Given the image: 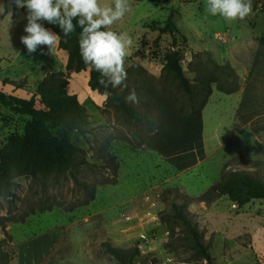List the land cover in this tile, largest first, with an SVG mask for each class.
<instances>
[{"label":"rangeland","instance_id":"1","mask_svg":"<svg viewBox=\"0 0 264 264\" xmlns=\"http://www.w3.org/2000/svg\"><path fill=\"white\" fill-rule=\"evenodd\" d=\"M127 2L129 11L111 26L133 39L124 61L127 78L117 87L120 92H136L145 77L161 78L166 56L174 49L180 51L184 71L192 80L199 60L229 63L238 75L237 91L227 94L213 85L202 112L205 157L179 170L159 153L129 143L136 129L145 130L142 123H128L114 109L103 112L106 103L101 102L100 92L92 90L83 76L70 80L89 114L80 129L70 132L81 149L76 159L87 163L74 174L20 178L16 196L0 198V240L6 238L5 232L12 236L5 247L14 254L10 264H120L105 252V242L123 249L138 246L135 264H162L165 259H171L170 264H208L184 226L169 216L174 202L187 204L215 264H264V199L243 207L227 196L211 203L198 200L219 181L224 164L237 155L264 162L257 144H264L263 1L252 0L250 14L232 21L209 15L207 0ZM172 9L176 10L174 36L161 33ZM13 17L0 14V91L29 99L36 80L31 81L28 93L15 87L21 82L29 88L26 78L19 79L25 60L19 63V15ZM132 104L142 111L140 100ZM36 105L41 107L39 98ZM30 120L0 104V148L23 135ZM106 153L116 157L118 182L98 184L94 200L80 205L85 195L75 177L94 182L112 176ZM233 168L264 178V165L257 169L236 164ZM143 233L151 237L149 241L142 240Z\"/></svg>","mask_w":264,"mask_h":264},{"label":"trees","instance_id":"2","mask_svg":"<svg viewBox=\"0 0 264 264\" xmlns=\"http://www.w3.org/2000/svg\"><path fill=\"white\" fill-rule=\"evenodd\" d=\"M262 1L260 9L264 13V0ZM11 2L13 8L17 9L15 0ZM255 4L259 5V1H255ZM175 13L176 10L172 9L161 33L169 32L175 35L177 31ZM45 26L57 34L59 47L68 52L69 59L65 69L49 72L29 99L0 91L1 105L11 108L20 115L31 117L24 134L12 137L0 148V198H14L20 178H37L41 175L49 176L67 171L74 174L80 165L87 163L76 159L81 149L70 138V132L80 129L89 116L87 107L80 101L78 95L68 90L74 72L90 70L91 89L107 95L103 112L114 109L125 117L128 123L140 122L145 126V130L136 129L133 136L128 139L134 147H143L159 153L179 170L193 167L205 157L202 112L213 93V85L215 84L217 90L227 94L234 93L238 88V75L229 63L221 65L212 58H208V62L199 60L193 69L196 76L192 80L184 71L180 51L171 50L166 56L161 78L155 80V77H145L139 81L136 93L141 102L140 111L132 103L126 102L127 95L120 92L117 87L109 85L105 88L101 85L100 73L90 64L86 65L83 62L78 43L79 27L65 37L58 26L46 22ZM261 43L264 44V38L261 39ZM257 61L258 59L255 60L254 66ZM15 87L18 89L25 85L19 82ZM37 98L41 107L36 105ZM257 144L264 152V144L260 142ZM106 154L110 156L112 176L104 175L94 182L80 181L75 177L77 185L85 195L80 205H87L94 200L98 184L118 182L119 165L115 162L116 157ZM236 164L259 169L264 162L250 160L243 154L237 155L224 164L219 181L210 186L198 200L211 203L217 198L227 196L239 207H243L254 199H264V178L241 173L233 168ZM186 207V203L174 202L173 212L169 216L184 226L208 264H215L202 232L193 222ZM74 208L72 206L68 210ZM5 233L6 238L0 240V264H10L14 257V254L5 248L12 236L8 232ZM102 247L120 264H135L140 255L138 246L123 249L111 242H105Z\"/></svg>","mask_w":264,"mask_h":264},{"label":"clouds","instance_id":"3","mask_svg":"<svg viewBox=\"0 0 264 264\" xmlns=\"http://www.w3.org/2000/svg\"><path fill=\"white\" fill-rule=\"evenodd\" d=\"M27 10L25 35L20 37L29 54L46 45L48 53L57 42V34L45 26L59 27L65 37L80 28L79 51L83 62L100 73L99 83L107 88L121 86L127 78L124 61L133 44L127 32L112 29L129 11L127 0H15ZM252 10V0H207L206 12L225 20H244ZM75 21V24H74ZM41 49V55H45ZM126 102L138 103L135 90L125 97Z\"/></svg>","mask_w":264,"mask_h":264},{"label":"crops","instance_id":"4","mask_svg":"<svg viewBox=\"0 0 264 264\" xmlns=\"http://www.w3.org/2000/svg\"><path fill=\"white\" fill-rule=\"evenodd\" d=\"M16 11L13 8L11 0H0L1 15L7 14L11 16L13 15L14 17L19 15V63L21 62L20 59L24 58L25 60V62H22V66H23L22 68L24 71L19 73V79L26 78L28 81L27 85L29 86V88L23 87L18 89L19 92L28 93V89L29 90L31 89L30 83L32 80H36L35 87H37V85L44 79V77L49 72L65 69L69 59V54L66 50H63L59 47L58 36H57V42L52 50V53H48V49L46 45H41L38 47L35 53L29 54L25 46L22 43H20V37L26 34L24 32V27L27 23L26 20L27 10L25 8L17 6ZM41 49H43L47 54L41 55ZM31 65H33L34 68L30 69L29 67ZM72 76L74 78H71L70 80H74L75 78H77V76H83L86 83L89 82L90 79V70H84L79 73L74 72L72 73ZM68 90L72 94H78L79 89L76 88L75 86H72L71 83H69ZM100 99L102 103L104 102L106 103L107 96L105 94H100Z\"/></svg>","mask_w":264,"mask_h":264},{"label":"built area","instance_id":"5","mask_svg":"<svg viewBox=\"0 0 264 264\" xmlns=\"http://www.w3.org/2000/svg\"><path fill=\"white\" fill-rule=\"evenodd\" d=\"M168 236V235H167ZM166 236V237H167ZM142 240L143 241H149L151 237L147 236L145 233L141 234ZM168 238V237H167ZM171 259H165L162 261V264H170Z\"/></svg>","mask_w":264,"mask_h":264}]
</instances>
